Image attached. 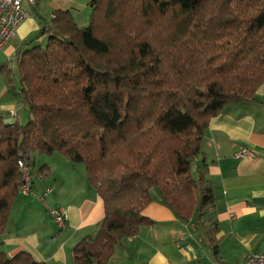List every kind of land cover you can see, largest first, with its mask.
I'll return each mask as SVG.
<instances>
[{
	"label": "trees",
	"instance_id": "1",
	"mask_svg": "<svg viewBox=\"0 0 264 264\" xmlns=\"http://www.w3.org/2000/svg\"><path fill=\"white\" fill-rule=\"evenodd\" d=\"M80 26L56 9L16 49L0 76L27 108L0 113V235L30 177L47 176L36 156L80 166L104 204L93 235L72 248L73 264H108L126 237L153 223V194L213 240L217 223L204 166L191 170L209 120L254 101L264 83V0H88ZM16 74V75H15ZM216 247V245H215ZM0 264H46L27 251Z\"/></svg>",
	"mask_w": 264,
	"mask_h": 264
},
{
	"label": "crops",
	"instance_id": "2",
	"mask_svg": "<svg viewBox=\"0 0 264 264\" xmlns=\"http://www.w3.org/2000/svg\"><path fill=\"white\" fill-rule=\"evenodd\" d=\"M46 1L35 0L33 7H27L31 16L0 49L5 56L2 63L13 66L19 44L49 20L50 16L41 12ZM53 1L60 5L51 12L73 11V0ZM4 91L9 94L6 85ZM255 98L229 104L209 120L194 161L195 168L206 169L215 199L213 212L205 218L217 223L213 240L193 221H180L153 194L142 211L153 223L124 238L108 264H242L248 254L264 253V83L256 89ZM13 101L16 106L7 103L0 108L5 122L14 113L18 117L20 106ZM243 148L254 155L235 158L234 152ZM37 157L49 167V173L43 177L35 173L29 193L20 194L13 202L6 230L0 235V251L8 256L27 251L46 264H73L72 248L97 230L104 216L103 200L80 166L73 167L59 156H36L35 164ZM46 188L51 191L39 198ZM49 207L66 209L68 217L62 228L54 223Z\"/></svg>",
	"mask_w": 264,
	"mask_h": 264
},
{
	"label": "built area",
	"instance_id": "3",
	"mask_svg": "<svg viewBox=\"0 0 264 264\" xmlns=\"http://www.w3.org/2000/svg\"><path fill=\"white\" fill-rule=\"evenodd\" d=\"M35 0H0V49L10 40L15 34L17 27L28 17L30 12L27 7H33ZM15 113L12 115L14 116ZM235 158L252 157L254 153L248 149H241L234 152ZM23 176L24 183L20 187V194H28L30 190V177L28 169L23 162H18ZM51 191L50 188H46L43 195L39 198H43L44 195ZM49 213L52 216L54 223L62 228L67 220V211L64 208H48ZM220 264V263H215ZM242 264H264V253L253 252L248 254Z\"/></svg>",
	"mask_w": 264,
	"mask_h": 264
},
{
	"label": "rangeland",
	"instance_id": "4",
	"mask_svg": "<svg viewBox=\"0 0 264 264\" xmlns=\"http://www.w3.org/2000/svg\"><path fill=\"white\" fill-rule=\"evenodd\" d=\"M88 0H73V15L76 21L79 23L80 26H84L88 22V17H89V6L87 5ZM60 5L59 2H55L53 0H47L44 4H42L41 7V12L44 13V16H51V8H54L55 6ZM42 20V18H41ZM16 37L15 39H17ZM13 39V43L16 41ZM19 40V39H18ZM11 42V43H12ZM1 52V51H0ZM5 56L0 53V64L4 61L3 58ZM12 69L15 71V63L13 62V66H11ZM16 75V74H15ZM5 87V80L3 76H0V108L2 105L11 103L15 105V102L11 100L9 94L4 91L3 89ZM16 106V105H15ZM19 112H18V118L21 123H25L27 119V108L23 107L22 105L19 104ZM8 113H10V110H8ZM60 158V157H59ZM66 160V159H65ZM67 161V160H66ZM37 167L41 165V159L40 157H37L36 159ZM195 166L194 164L191 167L192 172L194 173ZM209 248V247H207Z\"/></svg>",
	"mask_w": 264,
	"mask_h": 264
}]
</instances>
